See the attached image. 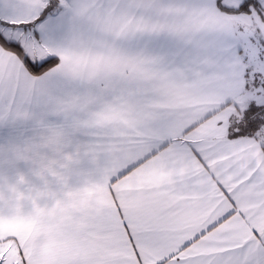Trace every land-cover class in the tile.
<instances>
[{
	"label": "snow or ice",
	"instance_id": "snow-or-ice-1",
	"mask_svg": "<svg viewBox=\"0 0 264 264\" xmlns=\"http://www.w3.org/2000/svg\"><path fill=\"white\" fill-rule=\"evenodd\" d=\"M0 264H264V0H0Z\"/></svg>",
	"mask_w": 264,
	"mask_h": 264
}]
</instances>
